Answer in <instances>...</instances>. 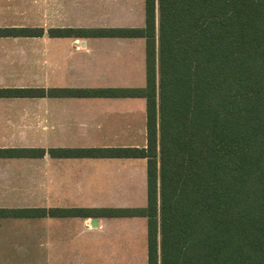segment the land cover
Here are the masks:
<instances>
[{
  "label": "trees",
  "instance_id": "1",
  "mask_svg": "<svg viewBox=\"0 0 264 264\" xmlns=\"http://www.w3.org/2000/svg\"><path fill=\"white\" fill-rule=\"evenodd\" d=\"M144 15L143 28L48 33L144 39L143 89L63 93L144 98L146 148L49 154L147 160L146 207L97 212L146 218L147 264H264V0H144ZM26 34L41 32L0 30Z\"/></svg>",
  "mask_w": 264,
  "mask_h": 264
},
{
  "label": "crops",
  "instance_id": "2",
  "mask_svg": "<svg viewBox=\"0 0 264 264\" xmlns=\"http://www.w3.org/2000/svg\"><path fill=\"white\" fill-rule=\"evenodd\" d=\"M68 1L71 8L121 5L120 0L106 4L104 0ZM17 2L25 6L14 7ZM65 2L42 0L41 21L35 23V0H0V30L41 32L37 37L0 35V152L20 153L12 157L0 154V264H147L146 218L97 213L146 207L144 203L143 207L124 203L121 193L131 180L146 187L147 160L57 158L49 154L54 149L146 148L144 98L71 97L63 93L143 89L145 41L50 37L51 29L75 30L66 21ZM126 12L113 21L124 20L125 26L142 22L135 19L134 10ZM143 22L145 25V15ZM51 41L57 46L67 41L73 51L50 54L45 45ZM103 50L106 56H102ZM99 81L107 85L95 88ZM96 138L119 141L94 148ZM35 150L44 153L27 155ZM98 171L106 172L103 175L110 189L104 199L90 195ZM42 210L47 214L42 215ZM51 210L87 212L48 214ZM121 223L126 227L114 226Z\"/></svg>",
  "mask_w": 264,
  "mask_h": 264
},
{
  "label": "rangeland",
  "instance_id": "3",
  "mask_svg": "<svg viewBox=\"0 0 264 264\" xmlns=\"http://www.w3.org/2000/svg\"><path fill=\"white\" fill-rule=\"evenodd\" d=\"M107 2L108 0H104V4H106ZM120 4L121 5L118 6L117 8L110 7L107 4L102 5V6L93 4V6L88 5V6H81L78 8H71V2L66 0L65 5L66 7H68L67 14H66V21L71 23L75 30L109 29V28H118L120 26L126 27V28L127 27L142 28L144 26V22H143L144 20V9H143L144 0H120ZM11 5H14V4H11ZM18 6L24 7L25 4L24 3L22 4L21 2L19 3L17 2V4L14 5V7L16 8ZM32 8L34 11L33 19L35 23H38L39 21H41V15L39 14V12H40V9L42 8V0H35V5ZM27 9L31 10V6L28 5ZM128 9L134 10L135 19L141 18L142 22L136 21L135 24H129L130 26H125L123 22L124 20L123 21L120 20L118 22L113 21V19L116 18L117 14H123V13L127 14L126 11ZM139 9H140V14L138 11ZM121 19H124V17H121ZM55 29H59V28H55ZM64 42L66 43H61L60 46H57L55 45L56 43L51 41L50 43H46L45 47L46 49L49 50L50 54H53V53L64 54V53L73 51V48L68 46V42L67 41H64ZM100 52L104 54L102 56H106L107 54L106 50H103ZM95 85H97L95 86V88H100V87H103L101 85H107V84L105 82L99 81V83H96ZM99 121L101 120L99 119ZM116 141H119V140H115L112 138H106V140H102V139L96 138L95 141L92 142V144L94 148H100L102 145H113L114 143H116ZM125 141H128V140H125ZM103 173H106V172H103V171L96 172L97 183L95 187L91 188V192H90V195L92 196L93 199L95 198L104 199L109 194L110 189H108V187L106 186L108 182H106L104 178L105 174L103 175ZM130 183H131L130 186L128 188H124V192L121 193L124 203H128L129 205H135V207H143L144 205H146V202H147V198H146L147 185L146 187L143 188V186L141 184H138L137 181L131 180ZM126 189H127V192H126ZM112 192H114V196H115L116 192L113 190ZM143 203L144 205H142ZM81 212H87V211L82 210ZM114 226L115 227L117 226L118 228H123V227H126V224L121 223L119 225L117 224Z\"/></svg>",
  "mask_w": 264,
  "mask_h": 264
},
{
  "label": "water",
  "instance_id": "4",
  "mask_svg": "<svg viewBox=\"0 0 264 264\" xmlns=\"http://www.w3.org/2000/svg\"><path fill=\"white\" fill-rule=\"evenodd\" d=\"M95 225H96V221L92 220V226H95Z\"/></svg>",
  "mask_w": 264,
  "mask_h": 264
}]
</instances>
